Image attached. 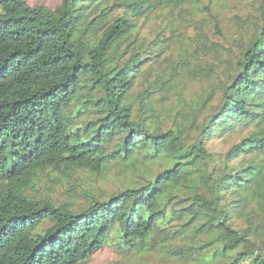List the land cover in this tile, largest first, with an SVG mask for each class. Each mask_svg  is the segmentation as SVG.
Here are the masks:
<instances>
[{
	"label": "trees",
	"instance_id": "1",
	"mask_svg": "<svg viewBox=\"0 0 264 264\" xmlns=\"http://www.w3.org/2000/svg\"><path fill=\"white\" fill-rule=\"evenodd\" d=\"M193 2L0 0V264H264L223 203L264 202V0L229 45L178 40ZM80 174L113 186L54 195Z\"/></svg>",
	"mask_w": 264,
	"mask_h": 264
},
{
	"label": "rangeland",
	"instance_id": "2",
	"mask_svg": "<svg viewBox=\"0 0 264 264\" xmlns=\"http://www.w3.org/2000/svg\"><path fill=\"white\" fill-rule=\"evenodd\" d=\"M30 3L35 5H44L50 9H55L59 6L61 0H28ZM193 3H188L193 11H196L194 15L191 13H184L180 16L183 21L182 30L185 31L183 37L178 38L184 44H189L193 41L194 37L200 32L199 28L204 31H208L213 38L222 45H229L238 38L237 19L247 20L249 15L256 14V0H202L201 9L196 10ZM238 17V18H237ZM193 18L192 23L190 20ZM189 19V20H188ZM249 19V18H248ZM252 19V18H250ZM215 24L220 25V34L215 29ZM249 27L250 22L246 23ZM149 28L146 26L144 32L148 33ZM233 48L237 51L238 47L234 44ZM180 50V43H177L173 49L174 55L177 56ZM190 85V94L198 88L197 84ZM216 147H224L225 145L221 143L220 140H215L213 143ZM225 147H230L229 145ZM261 154L256 156H251L247 158L235 159L234 165L240 166L245 162H257L261 158ZM79 182L77 185L78 191L75 192L76 188L72 183L59 181L55 185L54 195L59 197L61 200L74 199L77 202L82 203L86 200V192L89 190H96V188H101L106 184L108 188H112L113 183L108 182H98L95 183L93 178L87 177L84 174L78 175ZM68 187V188H67ZM75 195V196H73ZM248 196L239 193H227L224 204H228L229 209L233 215L232 222L233 225L239 229L250 230L254 237L263 238L264 237V202L260 200H252L246 202ZM251 215V222L248 219ZM91 264H170L162 260L159 256H148V255H137L133 257L123 256L114 252L112 247H105L102 251L97 253L93 258Z\"/></svg>",
	"mask_w": 264,
	"mask_h": 264
}]
</instances>
